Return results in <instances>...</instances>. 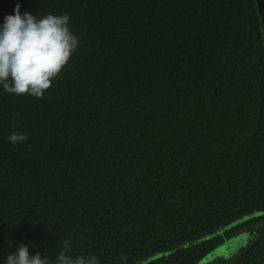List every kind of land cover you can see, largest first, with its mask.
<instances>
[{"label":"trees","instance_id":"1","mask_svg":"<svg viewBox=\"0 0 264 264\" xmlns=\"http://www.w3.org/2000/svg\"><path fill=\"white\" fill-rule=\"evenodd\" d=\"M17 3L68 14L79 46L43 97L0 88V260L67 239L100 264H203L246 233L208 264H264L256 0H0V22Z\"/></svg>","mask_w":264,"mask_h":264},{"label":"clouds","instance_id":"2","mask_svg":"<svg viewBox=\"0 0 264 264\" xmlns=\"http://www.w3.org/2000/svg\"><path fill=\"white\" fill-rule=\"evenodd\" d=\"M16 4L13 13L0 22V88L4 91L41 98L79 46V38L70 27L68 14H46L38 17L20 12ZM8 140L19 144L28 140L26 133L13 131ZM31 244H19L0 264H100L95 255H73L70 240H64L55 260L40 252L30 254ZM127 264V257L120 258Z\"/></svg>","mask_w":264,"mask_h":264},{"label":"water","instance_id":"3","mask_svg":"<svg viewBox=\"0 0 264 264\" xmlns=\"http://www.w3.org/2000/svg\"><path fill=\"white\" fill-rule=\"evenodd\" d=\"M256 2H257V5H258V10H259V13H260V15H261V17H262V19H263V21H264V0H256ZM233 227H235V226H231V227H229V228H227V229H225V230H223V231H221V232H219V233H217V234H215V235H213V236H211V237H208V238H205V239H203V240H201V241H198L197 242V244H199V243H202L203 241H206V240H209V239H211V238H215V237H217V236H221V235H224L228 230H230V229H232ZM239 240V239H238ZM240 240H242V239H240ZM232 242V241H231ZM230 242V243H231ZM227 244V243H226ZM225 244V245H226ZM225 245H223V246H221L220 248H218L217 250H215L214 252H212L206 259H204L203 260V264H208V263H210V262H212V261H214V260H216L218 257H223L224 256V252L226 251L225 249ZM191 246H193V243L192 244H188V245H186V246H184V247H182L181 249H179L178 251H180V250H183V249H185V248H189V247H191ZM244 246H242L241 248H243ZM241 248H239V249H237V251H236V253L234 254V255H237L238 254V251L241 249ZM234 255H232V256H234ZM162 255H159L157 258H160ZM218 256V257H217ZM232 256H227L228 258H231ZM156 258V259H157Z\"/></svg>","mask_w":264,"mask_h":264},{"label":"rangeland","instance_id":"4","mask_svg":"<svg viewBox=\"0 0 264 264\" xmlns=\"http://www.w3.org/2000/svg\"><path fill=\"white\" fill-rule=\"evenodd\" d=\"M249 236L244 234V235H239L238 237L235 238V240H231L232 242H228L226 245H225V252L224 254L226 255L225 260H228L230 258H228L227 256H232L236 253L237 249L241 248L242 246H249L247 245V240H248ZM239 239V240H238ZM242 239V240H240ZM253 241H255V239H253ZM241 250V249H240ZM240 250L238 251V254L240 252ZM235 256V255H234ZM232 256V257H234ZM218 257V256H217ZM224 257V256H223ZM218 258H221V257H218Z\"/></svg>","mask_w":264,"mask_h":264},{"label":"flooded vegetation","instance_id":"5","mask_svg":"<svg viewBox=\"0 0 264 264\" xmlns=\"http://www.w3.org/2000/svg\"><path fill=\"white\" fill-rule=\"evenodd\" d=\"M244 234H246V233H240L239 235H244ZM239 235H238V236H239ZM238 236H237V237H238ZM248 236H249V238H248V240H247V245H249L250 242L254 239V238H253L252 236H250L249 234H248ZM235 238H236V237H233L232 239H229L228 241H226V243H227V242H231V240H232V241L235 240ZM226 243H225V244H226ZM244 247H245V246H244ZM225 257H226V255L224 254V257H222V258H225Z\"/></svg>","mask_w":264,"mask_h":264}]
</instances>
